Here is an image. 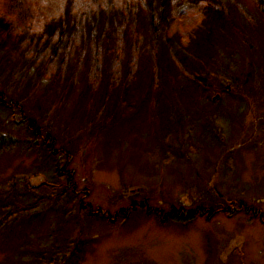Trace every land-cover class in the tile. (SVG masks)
<instances>
[{
	"label": "rangeland",
	"instance_id": "374dc122",
	"mask_svg": "<svg viewBox=\"0 0 264 264\" xmlns=\"http://www.w3.org/2000/svg\"><path fill=\"white\" fill-rule=\"evenodd\" d=\"M205 1L206 5L193 4L191 13L184 7L176 15L187 36L197 26L189 48L192 57H203L204 65L186 57L177 44L178 66L161 59L162 65L153 72L149 63L158 54L145 51L142 40L150 35L148 17L138 5L136 12L126 15L120 3L111 10L115 15L106 16L100 7L97 14L93 11L91 19L99 29L104 20L112 25L119 19L128 35H122L119 44L108 37L110 43L92 61L83 63L76 56L62 76H43L37 62H24L21 55L11 65L12 47L5 43L1 47L0 39V200L11 205L13 217L23 211L15 217L13 230H0V264L21 259L44 264L38 248L55 244L61 248L55 264H264V20L252 0ZM162 2L146 0V5L153 12ZM211 3L223 10L211 9ZM242 10L251 21L242 17ZM85 22L79 26L85 23L86 28ZM174 32L172 27L162 37H174ZM200 37L213 38L201 46ZM104 38L98 37L100 44ZM160 53L163 58L168 55ZM212 56L217 58L215 68L208 66ZM95 61L101 64L102 77L99 72L90 76ZM204 67L218 69L231 82L209 80L211 90L206 95L192 94L195 85L190 75L202 77L205 71L199 69ZM113 73L125 74L121 82L125 89L114 85L110 92L97 90V98L92 95L89 82L101 77L103 84L107 79L112 85L122 78L110 76ZM250 77L254 85L248 94L244 90L251 87ZM6 80L13 85L7 87ZM44 90L59 91L58 98L46 96ZM225 90L229 95L223 96ZM82 93L95 101L76 103L84 98ZM122 97L130 106L119 104ZM102 99L110 104L104 107ZM11 105H17L23 116ZM8 111L15 112V125L11 122L14 128L5 136L2 117H11ZM33 123L44 132L30 139ZM106 123L109 128L101 130ZM48 134L60 135L57 144L71 153L67 168L62 158H50L40 144ZM18 135L27 147L29 139L37 140L39 144H32L41 149L34 154L31 149H16ZM54 173L58 178H53ZM12 177L15 184L9 189ZM46 180L54 184L69 180L77 194L69 190L52 201L47 194L25 190L27 182L37 187ZM87 189L91 195L84 200L81 196ZM81 199L115 217L116 223L98 215V219L81 216ZM27 208L45 210L44 219L25 212ZM154 210L168 217L181 210L199 215L189 222L177 217L165 220ZM40 225L50 227V234L40 235ZM77 239L80 249L73 255Z\"/></svg>",
	"mask_w": 264,
	"mask_h": 264
},
{
	"label": "trees",
	"instance_id": "16d2710c",
	"mask_svg": "<svg viewBox=\"0 0 264 264\" xmlns=\"http://www.w3.org/2000/svg\"><path fill=\"white\" fill-rule=\"evenodd\" d=\"M108 1L111 3H107ZM252 2L254 3L257 11L261 14V17H263L264 20V12H263L264 0H252ZM118 3L121 4L120 10L123 13L122 15L136 12L138 9L135 8L136 5L140 6L141 8L147 11L148 19L146 20L145 25H147L146 31L150 35L149 37L143 36L142 41L145 42L144 45L145 51L150 52L151 50L152 52H154V54H158L156 57H153L151 59V62L149 63L153 67L152 68L153 72L157 73L156 71L159 69L160 65H162L163 62L161 59H163V61L165 60L168 61L169 64L171 63L174 66H178V61L175 60L177 57L174 53V49L179 48V46H180L179 49H182L185 52L186 57L188 55L192 57V46L189 48V45L190 42H192V36L194 37L196 36V31H195L196 27H194L193 29L191 27V32L187 36L186 35L187 33L181 28L179 19L176 18V15L183 13L184 7H186L185 9H187V11L191 13L192 10L195 11V9H192L195 7L193 4L196 3V4L206 5V1L192 0L191 2V0H165L164 2H162L161 5H159L158 7L159 9L157 8L152 12V10L148 9V6L146 5V0H116V2L112 0H0V39L2 41L1 47L4 45V43L12 47L11 51L13 52L14 56L12 57V54L9 55L10 58L12 57L10 61L11 65L16 63L17 60L19 59L18 58L19 55H21L20 57H23L24 62L26 61L37 62L41 67L43 76L44 75H46L47 77H54L55 75L58 76L59 72L67 67L69 60L74 58L76 54L80 53L81 59H79V61H85V62L90 59L92 61V58H95L94 57L95 55L102 54L103 46H105L107 42L110 43V39L108 37H111V39L114 40L116 44L123 42L122 35H128L129 31L127 32L124 29V28L127 29L126 24L125 27L123 28V23H121L122 20L120 21L119 19H116L117 21H112V25L111 22L107 23V21L104 20V25H100L102 26V29H99L97 27L99 24H94L91 19L93 15L92 14L93 11L94 13H96L99 7L103 8V12H105L106 16L115 15L116 13L112 12L111 10L113 8H116ZM209 6L211 8H215V6L212 3L208 5V7ZM163 9L166 10V12H164ZM242 12H243L242 17L248 22L251 21L252 18H250L249 15H247L243 10L240 11L241 14ZM167 13L168 16L166 15ZM165 18L168 19L165 20ZM122 19L124 20L125 17H122ZM168 20H172L173 22V27L175 28V32L172 33L171 35L176 37V42L174 37H162V33L166 31L165 27ZM82 21L84 22L87 21L86 28H84L85 27L84 24L86 22L82 24L81 27L79 26V24ZM141 29L143 31V28ZM98 37H103V38L105 37L101 44H100L101 41L100 42L98 41ZM78 39H80V42L78 41ZM83 42H85V46L82 47L81 45L83 44ZM161 50L167 51L168 55L163 58L160 53ZM83 56L85 57L87 56V59H85ZM192 59L196 61L198 64L199 63L203 64L204 61L203 57L201 56H194L192 57ZM211 59L212 61L211 63H209L208 66L212 65V68H215L214 63L217 62L216 60L217 58H215V56H212ZM92 65H94L92 66L94 71L91 72L92 71L91 69L90 76L94 78L97 76L94 75L99 72V74L102 77L100 62H96V61L92 62ZM173 65H171V67H173ZM192 65L193 64L189 66L191 67V69H189L191 71H192ZM116 69L117 68H115L114 70ZM199 70L205 71L203 72V74H201L202 77H197L196 73L190 75L194 77L192 79L195 85L194 89L192 90V94L197 93L199 97H200V93H204L206 95L209 92V90H211V88L209 87V84L211 83H207L209 80L211 82V80L213 79L219 80L221 78V80H224L225 82L226 81L231 82L229 78L219 73L218 69L217 71H214L213 69L208 70V68L206 69V67H204V69H199ZM249 71L250 73L252 72L251 69H249ZM221 72H225V71L223 70ZM159 73H164V72H162L161 70L159 71ZM112 75H118L117 78L120 76L121 77L125 76V74L122 73H113L110 76ZM101 77L98 79V81L97 80L90 81L91 83L90 88L93 92L92 95H94L96 98L98 97L96 95L97 90L102 88L105 89L106 92H110L114 85L115 86L121 85L123 90L125 89V85L121 83L123 77L121 78V80L119 79L120 80L119 82L113 83L112 85H109L107 83V79H105L106 82L105 84H103V81L101 82ZM185 79H187V81H192L188 77H185ZM249 83L251 87H253L254 83L252 82V77H250ZM82 94H84L83 100L91 99L95 101V98L90 97L88 93H82ZM226 95H229V92L227 90L223 92V96ZM122 98L119 99L121 101L118 100L119 104L122 102V103H127L130 106L131 102H129L125 97ZM107 100L108 99L101 100L103 102V105L106 104V106L104 107H107V104H110L107 102ZM218 100L219 102L221 101V99ZM118 102L115 103L116 104L115 107H117ZM11 106L14 108L18 107L17 105H11ZM109 109L107 115L110 116V113L112 114V112ZM0 115H2V113H0ZM3 118L5 119V117ZM104 128L105 130L108 129L109 123L103 125V128H101V130H104ZM28 148L30 149V147ZM157 148L159 147H156V150L160 151ZM67 152L69 151L67 150ZM49 155H51V157L53 158L52 154ZM67 155L72 156L70 152L69 154L67 153ZM52 162L55 163L54 160ZM58 172L59 171L57 170V173ZM54 174L53 176H58L57 174L55 175ZM46 182H49V185H47L46 187L52 192V195H54V196H51V194L49 195V199L52 201L56 197L58 198L60 197V196H55L57 190H60L61 188H64V190L67 189L66 184H59L58 182H56L57 184H54L49 180H46ZM14 184H15V177H12L11 182L8 185V188L12 189ZM24 186H25V190L33 192L32 189L29 187L28 182L27 184L25 183ZM4 198L6 199L7 197ZM154 211H155L154 213L160 219H165V220L170 219L169 217L178 218L182 216L181 211L178 214L177 213L174 214V212L171 211L172 216L169 217L167 215L163 216L162 215L163 211L161 210H154ZM25 212L30 213L31 210L27 208ZM187 213H189V215H191L192 218H196V216L199 215L198 212H194V211H187ZM95 215L105 216L104 213L101 211V209L97 210ZM108 217L111 216L108 215ZM78 244H81L79 239H77L76 243H74L75 247H74L73 255L77 253V249L78 250L80 249ZM55 253L56 251H54L53 255H55ZM60 254L61 251H58L59 256Z\"/></svg>",
	"mask_w": 264,
	"mask_h": 264
},
{
	"label": "bare ground",
	"instance_id": "6f19581e",
	"mask_svg": "<svg viewBox=\"0 0 264 264\" xmlns=\"http://www.w3.org/2000/svg\"><path fill=\"white\" fill-rule=\"evenodd\" d=\"M165 1V0H164ZM201 1H205V0H201ZM208 1H210V0H208ZM207 2V1H206ZM161 5V4H160ZM159 7V6H158ZM161 7V6H160ZM210 7V6H209ZM211 8V7H210ZM159 9V8H158ZM211 9H213V10H215V11H217V12H219V11H221V10H223L222 8H217V7H215V8H211ZM264 9V8H263ZM163 11L164 12H166V10H164L163 9ZM264 12V11H263ZM167 16H168V13L166 14ZM165 17V16H164ZM168 18H165V20H167ZM262 19H263V17H262ZM173 27V22H172V20H168L167 21V24H166V31H168V29L169 28H172ZM197 27V26H196ZM192 36V35H191ZM196 38H198V37H196ZM201 38V42H199L200 43V45L202 46L203 44H204V42L205 41H207L208 39H210V38H213V37H200ZM193 42H194V39H193V37H192V44H193ZM118 49H122V47H120V46H118ZM76 56H78V59H81L80 58V53H78V54H76L75 55V57ZM189 56V55H188ZM75 57L74 58H72V59H70L69 60V62L70 61H73L74 59H75ZM85 59H87V56L85 57V56H83ZM90 57V56H89ZM85 59H83V60H85ZM17 61H19V60H17ZM82 62V61H81ZM85 61H83V63H84ZM78 68V67H77ZM66 71H67V69L65 68V69H62L60 72H59V75H64L65 73H66ZM40 77V76H39ZM5 84H6V86L7 87H10V86H12L13 85V83H11L10 81H8V80H6L5 82H4ZM17 84H19V82H17ZM89 85L91 86V83L89 82ZM73 87V86H72ZM185 87H188V88H191V86L190 85H186ZM247 89H245L244 91H246V93H248V94H250V92H252V90H253V87H247V86H245ZM91 89V88H90ZM81 90V86H80V89H79V91ZM89 89H87V91H88ZM44 92H45V95L46 96H49V97H52V98H58V94H56V91H53V90H44ZM82 92H85V90L83 89L82 90ZM57 93H59V91L57 92ZM125 93V92H124ZM80 100L78 101V102H76V103H81L82 101H83V98L80 96V98H79ZM69 103H71V101H69ZM77 105V104H76ZM73 106H74V104H73ZM12 109H16V108H14V107H12ZM17 110V112L21 115V116H23L22 115V111H20V110H18V109H16ZM8 112H11V111H8ZM118 113L119 114H122L123 113V109H120V110H118ZM11 117H9V115H3V116H5V120H3L4 118L2 117V123L5 121L6 122V124H4L3 123V125H2V128L4 129L3 131H4V135L6 136V135H8L11 131H12V127L14 128V126H13V124L15 125V123H13L14 121H13V119H12V117L15 115V112H11ZM13 121V122H12ZM22 121V120H21ZM11 122L13 123V124H11ZM28 122H30V121H28ZM31 123H32V121H31ZM30 126V128H29V130H28V132L30 133H32L33 135V137L31 136L30 137V139H33V138H38L40 135L42 136L43 135V133L42 132H44L43 131V129L41 128V126H40V124H35V123H33V124H31V125H29ZM5 128H7L8 130H6ZM34 133H33V132ZM73 135H77V133L75 132V134H73ZM49 136V137H48ZM48 136H44V141L42 142V143H40L44 148H45V150L48 152V155L49 154H52L53 155V157H60V158H62V160H63V168H67L69 165H70V159L72 158V156H68L67 155V153H66V148H64V147H62V146H60V145H58L57 143H58V141L61 139V136L60 135H53V134H48ZM13 137V139H14V136H11V138ZM24 137H25V135H24ZM29 139V141H27L29 144H31L30 145V149H31V152H32V154H34V153H36V152H38L40 149H41V145H36V144H32V143H37V144H39L38 142H37V140H33L32 142H31V140ZM25 139H22L21 138V136H16V138H15V142L13 143V146L16 148V149H18V148H21V147H23V149L25 150V152H27L28 150H29V148L27 147V145L23 142ZM60 142V141H59ZM80 142H78V144H79ZM44 144H45V146H44ZM61 144H62V142H61ZM25 145H26V147H25ZM55 146H56V149H55ZM39 147V148H38ZM30 151V150H29ZM26 156H28V154H26ZM49 157L50 158H52L51 157V155H49ZM55 162V161H54ZM57 168V167H56ZM62 172H65L63 169H60ZM59 173H60V171H59ZM69 174V171L67 172V175ZM54 177H56V178H58V176H53V178ZM7 178V177H6ZM60 178V177H59ZM8 181V179L5 181V182H7ZM10 184V183H9ZM59 184H61V183H59ZM47 185H49V183L48 182H43V184L42 185H40V186H37V187H31L30 185H29V187L32 189V191H33V193L35 194H38L39 195V193L40 194H42V195H44V194H47V196H49L50 194H51V196H54V195H52V192L46 187ZM76 185H74V184H70L69 183V180H67L66 181V190H64V188H61L59 191H56V195L55 196H60V197H63L65 194H67V193H69V190H71L75 195L77 194L76 193ZM66 191V192H65ZM43 192H45V193H43ZM79 194V193H78ZM81 194V193H80ZM82 194H84V193H82ZM90 195H91V190L90 189H87L86 190V193L83 195V196H81V197H84V200L87 198L86 196H88V197H90ZM33 198H35V197H33ZM39 200V197H37L36 198V201L35 202H37ZM4 201V200H3ZM3 201H1L0 200V230L1 229H3V232H5V231H10V230H13V228H14V225H15V217H17V216H19L23 211H20V208L22 207L20 204L19 205H15V208H18L19 210H18V214L15 216V217H13L11 214H12V211L13 210H11L10 208H11V205L10 204H7V205H5V203L6 202H4V203H2ZM85 201H83L82 199L80 200V203L78 204V207H79V212H80V215L82 216L83 214H86V216L88 217V218H92V219H98L97 218V215H95V213L97 212V210H94L93 208V205L92 204H90V203H88V202H85ZM34 207H36V206H34ZM10 210V211H9ZM102 211V210H101ZM180 211V210H179ZM44 212H45V210H43V211H41V210H38V209H35V210H33V211H31V214L33 215V217H36V218H39V219H44L43 218V215H45L44 214ZM153 212H155V211H153ZM178 212V211H177ZM181 212H182V216H180V217H178V218H181L182 220H184V221H186V222H189V221H192V216L191 215H189V213H187V211L185 212L184 210H181ZM13 213H15V212H13ZM176 213V212H175ZM178 214V213H177ZM107 218V221H110V223H111V221H113L112 222V224H115L116 222V220H115V217H108V216H101L100 215V219L101 218ZM47 218V217H46ZM41 226V225H40ZM43 227V228H42ZM50 230H51V228L50 227H46V226H44V225H42L41 227H39V233H40V235H43V234H50ZM52 239H50V241H51ZM57 240H56V237H55V242H56ZM52 243V242H51ZM57 243V242H56ZM48 244V243H47ZM43 248L42 249H40V248H38V251H39V254H40V256H41V258L44 260V264H55V260H58V258H59V255H58V251H61V248L60 247H58L57 246V244H55V245H53L52 247H45V246H42ZM54 251H56V253H55V255H53V253H54ZM27 252V251H26ZM26 254V253H25ZM21 256H22V254H21ZM23 257V256H22ZM26 257H27V254H26ZM35 263H37V261L35 262ZM4 264H12V263H4ZM16 264H30V262L28 261V259H27V261H24L23 259H21L19 262H17ZM38 264H39V262H38Z\"/></svg>",
	"mask_w": 264,
	"mask_h": 264
}]
</instances>
